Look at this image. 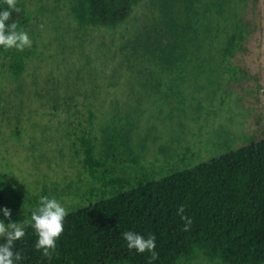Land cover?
Here are the masks:
<instances>
[{"label": "rangeland", "instance_id": "obj_1", "mask_svg": "<svg viewBox=\"0 0 264 264\" xmlns=\"http://www.w3.org/2000/svg\"><path fill=\"white\" fill-rule=\"evenodd\" d=\"M249 2L244 50L222 61L206 49L218 33L211 0L193 13L176 0L169 26L134 28L132 48L151 58L122 57L119 26L81 30L65 0H18L12 22L33 45L0 47V194L26 219L44 195L70 213L264 140V0ZM215 262L199 252L191 264Z\"/></svg>", "mask_w": 264, "mask_h": 264}, {"label": "trees", "instance_id": "obj_2", "mask_svg": "<svg viewBox=\"0 0 264 264\" xmlns=\"http://www.w3.org/2000/svg\"><path fill=\"white\" fill-rule=\"evenodd\" d=\"M171 2L169 6L168 0H65L68 15L83 31L121 27L120 44L125 49L122 57L130 52L136 58H151L153 53L140 47L139 52L137 46L133 49L128 36L151 20L169 26L167 17L173 16L170 11L176 0ZM196 2L181 0L183 10L198 12ZM138 6L149 8L141 19L136 13ZM250 6L249 0H211L207 4L215 10L212 22L218 32L206 47L212 58L225 61L244 50ZM6 8L0 0V10ZM13 16L14 11L8 23ZM184 17L178 18L181 31L186 30ZM192 25L191 21L187 30ZM167 28L175 31L174 38L179 37L176 27ZM253 33L257 36L256 31ZM106 39L101 45L109 46L114 41ZM84 146L85 162L92 168L99 165L89 139ZM181 205L186 206L184 214L192 220L187 232L182 230L185 221L177 214ZM4 207L11 209L15 219H26L21 203H10L0 194V209ZM124 231L154 235L158 259L150 261L149 253L130 251L122 236ZM25 232L15 244L14 251H21L24 257L18 264H191L199 252L215 264H264V140L70 212L51 261L35 249L34 229L26 227ZM4 242L0 239V244Z\"/></svg>", "mask_w": 264, "mask_h": 264}, {"label": "clouds", "instance_id": "obj_3", "mask_svg": "<svg viewBox=\"0 0 264 264\" xmlns=\"http://www.w3.org/2000/svg\"><path fill=\"white\" fill-rule=\"evenodd\" d=\"M7 8L0 10V47L5 50L16 49L24 51L31 48L33 41L29 34L23 29H18L17 22L8 23L11 20L12 12H19L17 7L18 0H2ZM43 27V25H41ZM185 205H181L177 214L185 221L183 231L187 232L191 229L192 220L185 215ZM4 216L9 219V223L5 224L0 220V239L5 242L0 244V264H18L24 259L21 251H14L15 244L24 238L26 227L34 229L37 241L34 245L43 258L51 261L53 254L57 249V241L64 232V221L68 216L67 209L54 197L47 195L41 196L39 204L31 211L30 219H25L22 223L12 222V211L8 207L0 209ZM123 239L126 241L127 248L134 250L137 254H150V261L158 259L156 251V237L149 235L145 237L134 231H124Z\"/></svg>", "mask_w": 264, "mask_h": 264}]
</instances>
